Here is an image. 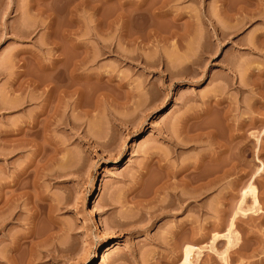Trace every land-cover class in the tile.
<instances>
[{
  "label": "rangeland",
  "instance_id": "obj_1",
  "mask_svg": "<svg viewBox=\"0 0 264 264\" xmlns=\"http://www.w3.org/2000/svg\"><path fill=\"white\" fill-rule=\"evenodd\" d=\"M0 264H264V0H0Z\"/></svg>",
  "mask_w": 264,
  "mask_h": 264
},
{
  "label": "bare ground",
  "instance_id": "obj_2",
  "mask_svg": "<svg viewBox=\"0 0 264 264\" xmlns=\"http://www.w3.org/2000/svg\"><path fill=\"white\" fill-rule=\"evenodd\" d=\"M242 8V7H241ZM239 9H240V7H239ZM46 69H48L47 71H49L51 74V78H52V76H54V75H60L61 76V74L63 73V71H62V73L60 74V71L61 70H57L56 72L53 70V68H46ZM52 71H54L53 73H52ZM65 73V72H64ZM23 75V73H19V75ZM50 78V79H51ZM31 81V80H30ZM39 81V80H38ZM33 82V81H32ZM35 82V81H34ZM52 82V81H51ZM45 84H47V83H45ZM49 84L51 85H44L43 84V87L44 86H46L47 87V89L45 88V89H43L42 91L44 92V98H43V100H42V107H41V113L43 114L44 112H45V114H47L46 116H48L49 117V115L51 116V114L50 113H53V112H56L57 111V109H60L58 106H60L59 104H60V101L61 102H63V104H64V102L65 101H63V99L66 97V95H68L69 94V87L67 86V83H66V80H65V77H60L59 78V81H57V83L55 82V83H50L49 82ZM40 83L39 82H37V83H35V85H34V87L33 88H37V87H40ZM54 100H56L55 101V103H54ZM29 101V100H28ZM57 102V103H56ZM62 104V103H61ZM43 108V109H42ZM63 110H64V105H63ZM44 110V111H43ZM53 111V112H52ZM59 111V110H58ZM62 113H63V111H62ZM54 115V114H53ZM35 120V119H34ZM60 121L59 122H62V123H64L65 122V119L63 120L62 119V121H61V119H59ZM33 121V120H32ZM257 121V120H256ZM260 121V120H259ZM263 121V120H262ZM34 122V121H33ZM32 122V125H31V127H30V129L32 130H30L31 132L28 134V136H31V135H33V136H35L36 135V133H37V131H38V129L36 128V124L38 123H33ZM261 122V121H260ZM58 123V122H57ZM27 131H29V130H27ZM25 134H26V136H27V133L25 132ZM189 139H190V136L188 137ZM34 139H31V140H28V142L29 143H32V141H33ZM172 141V140H171ZM136 142H137V140H136ZM135 142V143H136ZM175 145H177V143H175ZM209 160H213V158L212 157H209L208 158ZM220 170H222V169H220ZM217 171V170H216ZM215 171V172H216ZM218 172H220V171H218ZM224 172V171H223ZM223 172H221L222 173V175H220L217 179H221L222 177H223V175H225V172L223 173ZM210 173V172H209ZM26 174V173H25ZM208 174V173H207ZM212 174V173H211ZM214 174V173H213ZM212 174V175H213ZM216 174H218V173H216ZM189 175V174H188ZM219 175V174H218ZM217 175V176H218ZM195 176V175H194ZM197 176V175H196ZM202 176H204V175H202ZM207 176H209V174L207 175ZM190 177H191V180H193V178L194 177H192V175H190ZM197 177H200V176H197ZM196 177V179L195 180H193V181H197V182H199V181H201L200 179H198ZM210 177V176H209ZM201 178V177H200ZM242 178V176H241V174H240V176L238 177V179H241ZM190 180V181H191ZM212 180V179H211ZM214 180V179H213ZM193 181L191 182L192 184H193ZM197 182H196V184H197ZM210 182V181H209ZM190 183V182H189ZM208 183V182H207ZM211 183V182H210ZM187 184V183H186ZM192 184H190L191 186H192ZM209 184V183H208ZM189 185V186H190ZM198 185V184H197ZM195 186V189L196 188H198V186ZM203 185H205V184H203ZM203 185L201 186V184L199 185V187L201 186L202 188H204L205 189V191L207 190L205 187H203ZM207 185V184H206ZM205 185V186H206ZM193 187H194V185H193ZM193 187H191V189L193 188ZM200 187V188H201ZM208 187V186H207ZM201 188V189H202ZM194 189V188H193ZM193 189L192 190H189V191H193ZM201 189L199 190V188H198V190H197V192L199 191V193H200V191H201ZM205 191H203V192H205ZM134 193H136V190H135V192ZM198 193V194H199ZM133 194V193H132ZM189 194H191V193H189ZM196 194V193H195ZM135 195V194H134ZM137 195H138V193H137ZM136 195V196H137ZM171 195H172V193H171ZM181 195V194H180ZM180 195L178 196V194H173V200L175 199V201L177 202L176 203V205L178 204V203H180L182 200H184V199H182V196H181V198H180ZM197 195V194H196ZM135 196V197H136ZM133 197V196H132ZM189 197H191V195L189 196ZM184 198V197H183ZM38 201V200H37ZM39 202V201H38ZM37 202V204H39ZM42 203V202H41ZM34 204V203H33ZM41 205V204H40ZM40 205H38V206H40ZM43 205V204H42ZM175 205V204H174ZM34 206V205H33ZM44 206V205H43ZM41 207L42 208V210L44 209V207L46 206H44V207ZM36 207V202H35V206L33 207V208H35ZM37 208V207H36ZM35 208V209H36ZM34 209V210H35ZM38 209V208H37ZM47 209V211L46 212H48L47 213V215H49L50 213H49V211H51V210H49L48 211V208H46ZM45 211V210H44ZM35 212H36V210H35ZM40 212H42L41 210H40ZM39 213V212H38ZM37 212H36V214H38ZM45 213V212H44ZM40 214V213H39ZM43 214V213H42ZM33 215H35V213L33 214ZM47 217V216H46ZM101 222V221H100ZM102 223V226H103V228L105 229V230H109V226L106 224V223H104L103 221L101 222ZM32 224V223H31ZM30 224V225H31ZM49 227V226H48ZM29 228V227H28ZM47 229V228H46ZM55 229V227L54 226H52V225H50V227L48 228V230H47V232L46 233H44L45 232V230L42 232V231H40V232H38L37 230H35L33 227L32 228H29V229H27L26 231H27V233L26 234H24L25 236V239L27 238V240L29 241L30 239L32 240V241H34V243H35V240L37 241V240H39V239H41V238H44L46 241H47V239H52L53 238V236H54V232L56 233V229ZM43 230V229H42ZM23 236V235H22ZM23 237V238H24ZM29 238V239H28ZM43 239V240H44ZM16 240V239H15ZM24 240V239H23ZM31 240H30V242H31ZM42 240V239H41ZM43 240H42V243H44L43 242ZM44 240V241H45ZM45 241V242H46ZM29 242V243H30ZM33 243V242H32ZM40 243V242H39ZM41 243V244H42ZM22 245V244H21ZM58 248H61V247H58ZM58 248H56V249H58ZM62 250V249H61ZM61 250H59V252L61 251ZM63 251V250H62ZM174 262V261H173Z\"/></svg>",
  "mask_w": 264,
  "mask_h": 264
}]
</instances>
